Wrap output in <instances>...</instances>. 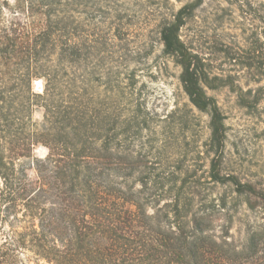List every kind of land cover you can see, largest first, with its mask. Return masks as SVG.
Returning a JSON list of instances; mask_svg holds the SVG:
<instances>
[{"label":"trees","instance_id":"obj_1","mask_svg":"<svg viewBox=\"0 0 264 264\" xmlns=\"http://www.w3.org/2000/svg\"><path fill=\"white\" fill-rule=\"evenodd\" d=\"M188 9L161 36L165 53L183 67L185 92L209 112L217 148L225 117L181 38ZM89 22L71 0H0V264H264L263 186L213 162L210 178L229 183L260 213L257 222L236 221L226 195L208 202L187 176L125 155L116 80L106 108L93 114V54L104 39ZM128 123L131 130L135 116ZM139 163L146 169L137 171ZM235 222L243 231L233 232Z\"/></svg>","mask_w":264,"mask_h":264},{"label":"rangeland","instance_id":"obj_2","mask_svg":"<svg viewBox=\"0 0 264 264\" xmlns=\"http://www.w3.org/2000/svg\"><path fill=\"white\" fill-rule=\"evenodd\" d=\"M71 1L88 15L92 33L103 36L101 50L93 54L91 106L93 114L106 108L116 80L117 108L127 123L121 129L125 155L145 156L155 171L187 176L208 202L222 203L226 195V205L236 208V221H259V211L247 209L246 199L232 192L229 183L214 182L209 175L218 162L223 174L264 187V92H259L264 86V0ZM185 6L190 13L181 38L198 56L199 70L208 76L202 85L225 117V135L217 148L211 144L210 114L185 92L183 67L165 53L161 36ZM100 58L103 68L97 66ZM36 81L34 90L41 91ZM33 119L41 120L42 110ZM46 151L37 149L39 155ZM135 168L146 169L142 163ZM243 229L235 222L234 233Z\"/></svg>","mask_w":264,"mask_h":264},{"label":"bare ground","instance_id":"obj_3","mask_svg":"<svg viewBox=\"0 0 264 264\" xmlns=\"http://www.w3.org/2000/svg\"><path fill=\"white\" fill-rule=\"evenodd\" d=\"M36 83H39V84L41 83V86H42V82H41V80H37ZM40 89H41V88H40Z\"/></svg>","mask_w":264,"mask_h":264},{"label":"water","instance_id":"obj_4","mask_svg":"<svg viewBox=\"0 0 264 264\" xmlns=\"http://www.w3.org/2000/svg\"><path fill=\"white\" fill-rule=\"evenodd\" d=\"M42 150V149H41Z\"/></svg>","mask_w":264,"mask_h":264}]
</instances>
